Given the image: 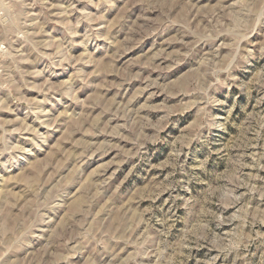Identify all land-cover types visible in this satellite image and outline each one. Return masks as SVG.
<instances>
[{
	"label": "rangeland",
	"instance_id": "obj_1",
	"mask_svg": "<svg viewBox=\"0 0 264 264\" xmlns=\"http://www.w3.org/2000/svg\"><path fill=\"white\" fill-rule=\"evenodd\" d=\"M0 264H264V0H0Z\"/></svg>",
	"mask_w": 264,
	"mask_h": 264
}]
</instances>
